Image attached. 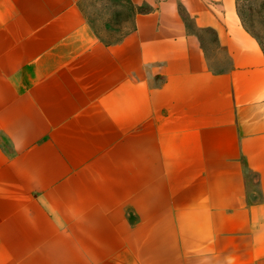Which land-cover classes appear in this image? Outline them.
<instances>
[{
  "label": "crops",
  "instance_id": "1",
  "mask_svg": "<svg viewBox=\"0 0 264 264\" xmlns=\"http://www.w3.org/2000/svg\"><path fill=\"white\" fill-rule=\"evenodd\" d=\"M95 2L0 0V264H264V54L236 0H123L114 41Z\"/></svg>",
  "mask_w": 264,
  "mask_h": 264
},
{
  "label": "rangeland",
  "instance_id": "2",
  "mask_svg": "<svg viewBox=\"0 0 264 264\" xmlns=\"http://www.w3.org/2000/svg\"><path fill=\"white\" fill-rule=\"evenodd\" d=\"M84 10L96 33L106 41H114L132 28V15L136 9L123 0H96L84 6ZM236 10L264 54V0H236ZM188 23L191 25V21Z\"/></svg>",
  "mask_w": 264,
  "mask_h": 264
}]
</instances>
